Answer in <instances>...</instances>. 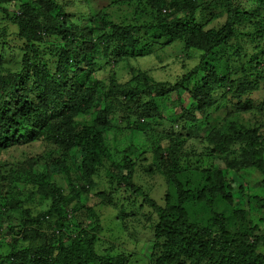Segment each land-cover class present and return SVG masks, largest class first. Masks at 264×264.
<instances>
[{
  "label": "trees",
  "instance_id": "trees-1",
  "mask_svg": "<svg viewBox=\"0 0 264 264\" xmlns=\"http://www.w3.org/2000/svg\"><path fill=\"white\" fill-rule=\"evenodd\" d=\"M76 1L0 0V150L44 143L48 151L44 160L49 163L55 157L56 163L52 165L67 178L72 193L66 197L62 188L51 184L48 172L34 170L37 162L33 160L10 168L7 178H0V194L6 189L0 199V264H127L124 254L96 253L99 216L82 202L83 195L94 189L93 178L102 169L110 183L117 185L108 194L98 192L102 205L110 206L106 197L124 188L141 196L157 215L159 223L154 227L155 244L148 264H264V251L257 252L259 246L264 248V236H231L221 215L214 216L216 234L207 227L188 223L183 203L189 195L195 194L196 201L221 206L233 204L234 195L225 193L221 172L214 184L208 178L201 184L195 180L200 176L198 171L177 166L180 152L176 146L180 150L183 146L179 137L171 139L173 143L166 152L155 137H148L153 166L167 182L166 200L169 202L175 194L172 208L167 204L164 209L133 181L138 163L146 160H139L142 153L132 158L128 147L118 153L106 138L111 131L110 117L116 110L110 99L117 93L135 104L130 114L126 108L125 115L129 121L134 117L125 129L131 133L140 121L146 123L148 119L151 129H156L163 120L157 104L170 100L172 93L178 105L184 93L191 101L187 108L180 103L176 118H171L185 128L184 122H198L196 114H203L206 120V111L218 97L222 108L228 103V95L237 102L257 90L260 85L251 77L263 79L264 65L253 74L240 65L243 75L237 76L229 58L231 54L239 58L241 38L258 45L264 43V0H113L136 7L133 14H128L130 19L125 17L118 23L103 11L82 12ZM148 9L154 13L152 19L138 24L134 20L136 12ZM209 10V18L198 19ZM75 20L81 24L74 23ZM12 40L18 46H10ZM5 48L20 52L21 72H10L1 65ZM167 48L168 52H164ZM170 48H177L183 61L198 60L174 84L158 82L150 76L149 69L134 66L135 61L148 57L162 65L165 59L160 53H167L170 58L175 53ZM120 66L136 79L135 88L119 87L115 70ZM106 67H110L111 73L109 86L98 77ZM262 83L264 91V80ZM147 92L153 94L150 101H140ZM248 103L249 100L236 103L232 115L245 111ZM93 111L97 112L88 121L86 118ZM241 129L229 120L206 139L211 144L216 141L219 151L240 143L246 146L240 157L247 167L260 174L264 183V135L255 130L238 132ZM57 148L81 154L80 178L72 179ZM26 190L30 193L22 205L18 197ZM33 196L40 202L50 201V210L34 215L29 200ZM72 200L76 201L73 206ZM119 209V214L124 215L122 204ZM5 210H19L20 214L13 219L14 224L4 228L12 219L4 215ZM85 213L90 224L79 222L74 226L73 219ZM2 248L8 250L2 252Z\"/></svg>",
  "mask_w": 264,
  "mask_h": 264
},
{
  "label": "rangeland",
  "instance_id": "rangeland-1",
  "mask_svg": "<svg viewBox=\"0 0 264 264\" xmlns=\"http://www.w3.org/2000/svg\"><path fill=\"white\" fill-rule=\"evenodd\" d=\"M76 3L82 9V12L88 14L90 11L94 13L103 11L116 23L118 21L121 22L125 17L130 19L128 14H133L136 10L134 4H122L120 2H114L113 0H77ZM7 9L14 12V9L10 5H7ZM210 11H206L198 19L204 20L206 17L209 18ZM152 14L154 13L149 9L144 12L138 11L136 12L134 20L138 24H142L143 22H147L148 19H152ZM74 23L81 24V22L76 20ZM258 44L244 38L240 39L242 49L239 52V58L233 54L229 58L231 68L237 76L243 75L240 65H244V68H248L252 74L261 71V66L264 65V43L261 45ZM9 45L16 46L17 44L12 40ZM170 49L173 50L172 48ZM166 50L168 52V48L164 49V52ZM260 50H262L261 55ZM173 51L175 53L171 54L170 58H168L170 55L167 53H160L165 59L162 65H159L155 58L148 57L135 61L134 66H139L145 70L149 69L150 76L158 80V82L174 84L178 79L177 77L185 74L188 68L194 66L198 60L195 58H184L185 61H183L182 54H177L179 50L176 48ZM1 53L3 63L1 65L5 70L19 72L22 69L20 52L17 49L5 48ZM255 55L258 58H255ZM259 59L261 60L259 61ZM103 70L104 72L98 74V77L101 78L100 80L104 82V85L109 86L111 73H108V71L110 67H106ZM115 74L118 75V82L121 83L120 88L129 89L137 86L136 79H133L126 67H117ZM254 77H251V80L258 82L260 85L257 90L247 93L242 99H237V102H235L236 100H232L230 98L231 96L228 95V103L226 102L225 107L222 108L220 106L223 102L218 97L215 105L206 111V120L203 114L200 116L196 114L198 116V122L192 125V123L188 121L184 122L183 120L185 128L181 127L182 124L171 121V118H176L180 103L185 108L191 104V101L186 97L185 93L179 105L174 101L176 99L174 93L170 96V100H163L157 104L160 106L163 120L159 122L156 129H151L150 124L152 122L148 119L146 123L140 121L137 128L131 133L125 129L134 121V117H131L129 121L126 120L125 115L127 113L126 108H129L128 114H130V109L132 110L135 104L122 93L111 95L112 98L110 100L116 107V110L110 117L109 125L111 131L107 132L106 138L111 140L110 145L116 147L118 153L127 147L131 149L130 153L132 158H136L142 153V158L139 160L144 158L146 160L138 163L133 181L149 199L155 201L159 207L164 209L167 204L172 208V204L175 203V194L172 195L169 202L166 200L168 190L167 182L161 172H159L160 170L157 171L153 166L154 163L150 157L151 142H149L148 137H155L160 142L163 152H166V149L172 145L173 142L171 139L179 137L178 140L183 142V146L181 150L179 146H176L178 153L180 152V155L177 157V166L179 168L181 167L182 170L186 167L190 171H198L200 176L195 180L201 184H205L206 178L210 179L214 184L216 179L219 178V172H221V179L226 187L225 193L234 195V199L230 197L233 204L223 206L217 205V203L208 205L206 201H196L195 198L197 196L195 194L189 195V198L183 203V208L188 213V223L195 227H207L216 234L218 232V226L214 216L221 215L223 216L227 231L231 236L249 234L253 239H262L264 236V183L261 182L260 174L253 171L250 167H247L245 161L240 157L241 149H245L246 146L240 143L238 146L228 148L227 151H219L217 149L218 145L216 141L212 140V137L210 139L213 144L209 143L206 139V137H210L216 133V130H221L229 120L232 123L234 122L238 128H242L238 130L240 133H245L247 130H255L258 135H264V91L262 89V81L264 78L256 80ZM195 82L198 84L199 80H195ZM152 97V93H143L140 101L148 102ZM246 100L250 101L248 103L249 108L247 107L245 111L239 114L232 115L235 104L240 101L245 102ZM96 112L93 111L92 116L86 119L90 121ZM223 133L228 132L223 131ZM57 151L59 153L58 156L66 161L72 179L80 178L81 154L75 151L69 153L61 152L58 148ZM39 156L42 157L40 158ZM45 156H48V151L44 143L41 142H33L26 146L12 148L11 150H0V178H7L9 169L19 166L21 162L31 163L35 161L37 162V167L34 170L37 172H48L51 184L62 188L64 195L69 198L72 193L67 178L63 177L58 171V168L52 165L55 162L53 160L55 157L48 163L44 160ZM7 164L8 166H6ZM46 164L48 165L46 166ZM166 168L169 170L170 166ZM93 180L95 187L83 195L82 202L88 208H92L97 213V216H99L100 232L98 233V240L95 244L96 253L99 255H104L105 252L114 255L121 253L126 256L127 264H148L149 254L155 244L154 227L159 223L156 213L151 207L149 208L144 204L141 196L134 195L128 189L126 190L124 188H120L118 193L115 192L106 197V202H109L110 206L102 205L101 202L103 199L97 195L98 192L108 194L109 192L115 191L117 185L110 183L111 181L103 169L100 170L99 174L94 176ZM111 187L115 188V190ZM1 192L0 199L2 200L6 189H3ZM29 193V190H26L24 194L18 197L22 201V205ZM29 200H31L30 206L34 210V215L50 210V201L40 202L38 197L34 196ZM133 202L134 204H131ZM226 202L228 203L229 201L227 200ZM75 203L76 201L72 200L71 205L73 206ZM121 204L125 211L124 215L119 214V206ZM142 204L145 206L140 208ZM116 205L118 206L116 207ZM19 214V210L13 212L5 210L4 215L12 219L10 222L4 224V228L8 224H14L13 219L17 218ZM173 214L177 215L175 212ZM79 222L84 225H89L91 220L85 213L81 214L79 219H73L74 226ZM250 230L254 231L250 233ZM242 238L244 239V237ZM262 247L259 246L257 252L264 251ZM7 250L6 248H2V252H6Z\"/></svg>",
  "mask_w": 264,
  "mask_h": 264
}]
</instances>
